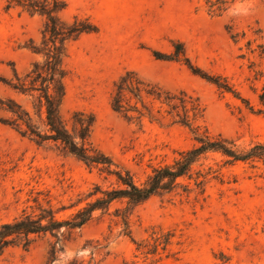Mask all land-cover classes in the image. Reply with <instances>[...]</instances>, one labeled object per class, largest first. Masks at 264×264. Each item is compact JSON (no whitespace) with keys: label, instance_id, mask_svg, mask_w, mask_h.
<instances>
[{"label":"rangeland","instance_id":"1","mask_svg":"<svg viewBox=\"0 0 264 264\" xmlns=\"http://www.w3.org/2000/svg\"><path fill=\"white\" fill-rule=\"evenodd\" d=\"M65 1L63 21L89 18L98 32L67 46L59 113L69 131L74 113L94 116L89 140L112 161L111 169L127 171L141 184L153 169L171 164L195 144L191 130L166 115L145 116L138 123L111 109L114 83L126 72L197 99L203 108L196 121L201 132L239 147L264 143L259 101L264 0H226L220 11H211L208 0ZM3 6L0 2V101L20 106L43 131L31 97L11 85L41 60L27 47L30 40L39 43L44 18ZM176 45L184 54L180 60L187 57L205 77H224L237 98L183 61L153 55H170ZM14 120L0 105V225L23 213L37 215L39 207H50L57 220L67 221L102 196H91L95 187L118 188L105 167H88L58 143L22 137ZM224 160L207 153L174 190L159 192L133 210L126 199L114 200L107 209L93 211L81 227L34 235L28 247L8 248L0 264H264V161L224 165ZM199 174L206 177L202 186H196L203 180Z\"/></svg>","mask_w":264,"mask_h":264},{"label":"trees","instance_id":"2","mask_svg":"<svg viewBox=\"0 0 264 264\" xmlns=\"http://www.w3.org/2000/svg\"><path fill=\"white\" fill-rule=\"evenodd\" d=\"M0 2H3L5 11L21 9L30 15L37 14L44 18L39 43L30 40L27 47L33 54L40 56L41 60L33 63L31 70L23 78L16 77V83L11 87L31 97L34 109L40 117H43L42 124L45 129L38 131L32 125L29 114L22 111L20 106L11 107L2 101L0 105L15 116L13 125L22 137H27L38 144L48 141L58 143L66 153L75 156L88 167H105L103 169L106 174L114 176L118 186L111 191H101L99 187H95V193L91 196L97 193L102 196L78 210L67 221L57 220L52 208L39 207L37 215L23 213L13 221L1 224L0 257L10 247L18 245L28 247L32 242L31 236L46 233L55 235L61 228L81 227L91 219L93 211L107 209L114 200L126 199L133 210L159 192L174 190L178 186L176 183L178 179L191 178L193 166L207 153L220 154L225 159L224 165L264 161V143L239 147L234 141L221 135L213 136L207 131L201 132L196 121L202 118L203 108L197 99L182 91L178 93L165 91L139 78L134 72H126L114 83L110 97L111 109L125 119L135 120L138 123L145 116L153 119L166 115L172 123L189 128L195 144L191 149L179 152L171 164L153 169L141 184H137L129 172L111 169L114 166L112 161L92 146L89 140L95 121L94 116L84 112L74 113L71 117L72 130L69 131L59 113L60 104L65 96V80L68 76L65 66L67 46L83 35L97 33L98 27L89 18L80 16H74L70 21H63L59 14L66 9L65 0H0ZM206 3L211 11H220L227 1L208 0ZM178 46L174 47V52L170 55L157 52L153 55L157 60L183 61L194 74L211 82L218 90L231 93L237 98L235 89L224 77H205L198 73V69L191 65L187 57L180 60L183 51H179ZM259 101L264 105V86ZM200 176L203 180L196 183V186H202L205 182L206 177L199 174L198 178ZM51 254L53 258L56 250L53 249Z\"/></svg>","mask_w":264,"mask_h":264}]
</instances>
